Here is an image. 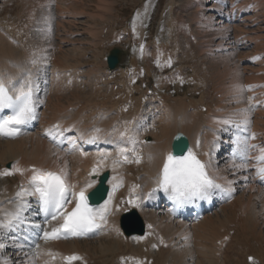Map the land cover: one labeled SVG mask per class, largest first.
<instances>
[{
	"label": "bare ground",
	"instance_id": "obj_1",
	"mask_svg": "<svg viewBox=\"0 0 264 264\" xmlns=\"http://www.w3.org/2000/svg\"><path fill=\"white\" fill-rule=\"evenodd\" d=\"M213 1V5L206 6V0H196L193 1L196 7L192 4L190 7L194 10L191 20L197 31L198 37H194L197 50L213 82L207 101L151 95L146 109L141 97L133 98V91L139 88H133L128 73L122 71L123 99L114 97L109 101L64 106L57 100L53 102L52 97L58 91L62 93L59 88L70 86L77 77L75 65L70 62L66 68L64 62L56 60L61 45L58 53L49 58L43 47L32 46L29 53L26 44L23 48L10 35L0 33V81L5 84L11 81L12 86L19 88L26 81L32 83L30 77H33L32 84L39 90L47 61L52 66L49 88L38 91V101L44 103L39 126L15 140H0V220L5 218V213L17 211V205L30 195L35 198L33 169L56 170L63 174L68 185L84 188L86 192L100 173L108 171L109 191L104 202L112 194L111 211L106 222L101 223L105 229L97 239L69 242L45 239L31 254L19 250L3 228L0 229V264H227L236 252V245L249 252L252 244L264 241V188L242 183L241 166L227 161L221 152L223 129L243 126L253 133L255 147L250 158L255 165L252 166L264 167L258 159L264 154V34L248 30L253 29L250 27L257 19L254 17L257 3L262 5L264 22V0H253L252 6L253 3L243 0ZM56 2L60 3L59 17H64L60 9L64 2ZM62 40L61 36L59 42L64 43ZM245 43L252 45L251 54H237L236 47ZM248 63L250 68L246 70ZM119 69L124 70L116 71ZM68 78L72 83L66 85ZM59 79L61 87L59 82L52 85ZM127 107L130 109L126 110ZM155 112L154 121L151 117ZM56 121L74 134L70 137L73 149L68 153L43 138L49 133L57 139L63 136L61 129L50 131V125ZM178 132L187 137L189 150L207 166L209 174L224 182L233 193L218 210L196 223L174 221L144 201L156 193L148 194ZM78 142L84 144L83 150L76 149ZM93 168L97 171L93 172ZM88 183L92 187H86ZM18 192L29 194L17 196ZM130 210L137 212L142 220L145 235L141 238L125 237L118 227L120 216ZM65 253H74L79 259L61 263L58 259Z\"/></svg>",
	"mask_w": 264,
	"mask_h": 264
},
{
	"label": "rangeland",
	"instance_id": "obj_2",
	"mask_svg": "<svg viewBox=\"0 0 264 264\" xmlns=\"http://www.w3.org/2000/svg\"><path fill=\"white\" fill-rule=\"evenodd\" d=\"M60 1L64 2L60 7L64 17H59L56 0H0V33L10 35L23 48L26 44L29 53L32 46L43 47L49 58L61 45L56 60L66 68L70 62L75 65L77 78L70 86L59 88L62 93L58 91L53 102L67 106L123 99L122 71L128 73L132 87L139 88L133 91V98L141 97L144 107L151 95L210 100L206 95L213 82L197 50V31L191 20L194 10L190 7L196 0ZM243 1L254 5L253 0ZM212 4L206 0V6ZM260 4L255 8L253 29L248 30L264 34ZM61 36L64 43L59 42ZM114 47L125 52L121 63L125 69L106 74L105 59ZM244 52L246 56L251 53L250 47L238 49L237 54L245 56ZM56 82L62 86L61 79L52 85ZM252 246L245 252L236 245L227 264H264V241Z\"/></svg>",
	"mask_w": 264,
	"mask_h": 264
},
{
	"label": "snow or ice",
	"instance_id": "obj_3",
	"mask_svg": "<svg viewBox=\"0 0 264 264\" xmlns=\"http://www.w3.org/2000/svg\"><path fill=\"white\" fill-rule=\"evenodd\" d=\"M5 109L10 110L11 114L0 117V135L15 136L22 125L36 119L35 101L30 81L21 84L19 88L12 86L11 81L8 84L0 81V112ZM225 122L227 123V121ZM123 152L124 150L121 149V155ZM258 159L264 163V154ZM124 160L127 161L126 156H124ZM118 162L116 161V163ZM136 162L138 163L139 160L137 159ZM32 171L34 174L31 177V182L35 192L39 193L43 210L46 213L51 212L53 220L59 217L63 221L50 233L45 232V239H59L62 235L66 237L68 234L85 236L99 227L98 219L106 222V217L111 211L109 208L111 193L104 205L100 208H92L88 204L85 189L81 188L79 192H72L75 198V207L70 211H65V206L71 203L67 198L69 189L74 186L67 185L65 179L56 173L44 172L39 169ZM92 171L96 172L97 169L93 168ZM258 174L264 177V167L258 169ZM157 186L168 193L170 198L178 204L191 203L196 199H208L212 190L221 188V185L217 184L209 175L207 166L191 150L187 155L181 157H175L171 153L167 155L157 180ZM86 187H92V184L88 183ZM25 194L29 193L18 192L17 196ZM129 202L134 203L133 201ZM22 207V204H18L17 211L5 213V219L0 220V229L12 227V222L19 217V210ZM66 259L71 262L79 257L69 256Z\"/></svg>",
	"mask_w": 264,
	"mask_h": 264
},
{
	"label": "water",
	"instance_id": "obj_4",
	"mask_svg": "<svg viewBox=\"0 0 264 264\" xmlns=\"http://www.w3.org/2000/svg\"><path fill=\"white\" fill-rule=\"evenodd\" d=\"M119 51L117 49H113L112 51H110L109 55L107 56V64H108V68L112 69L114 67H116L118 61H119V56H118ZM186 140L184 137L178 135L176 137V139L174 140L173 143V148L175 152H180L182 151V149L186 146ZM96 193H94L91 197H95Z\"/></svg>",
	"mask_w": 264,
	"mask_h": 264
}]
</instances>
